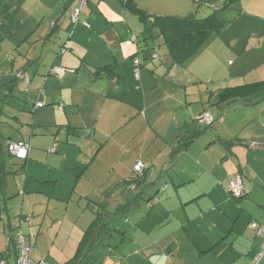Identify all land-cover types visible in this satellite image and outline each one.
<instances>
[{"label":"crops","instance_id":"obj_1","mask_svg":"<svg viewBox=\"0 0 264 264\" xmlns=\"http://www.w3.org/2000/svg\"><path fill=\"white\" fill-rule=\"evenodd\" d=\"M72 1L0 0V123L14 134L2 150L9 155L10 141L30 148L27 160L7 162L30 216L34 264L68 263L99 210L109 220L130 205L149 217L163 201L168 227L143 237L145 259L253 264L263 240L251 222L264 227V91L220 104L212 96L264 81V0L237 1L223 31L185 64L159 48V30L146 40L122 0H92L77 24L66 13ZM133 1L149 14L183 17ZM219 1L207 0L198 15ZM203 112L216 119L208 134ZM236 174L247 192L240 201L228 195ZM0 253L15 264L9 238Z\"/></svg>","mask_w":264,"mask_h":264},{"label":"trees","instance_id":"obj_2","mask_svg":"<svg viewBox=\"0 0 264 264\" xmlns=\"http://www.w3.org/2000/svg\"><path fill=\"white\" fill-rule=\"evenodd\" d=\"M77 0H73L66 9V13L73 24H77L80 22V16L85 7H87L89 0H87V5L81 9L80 16L77 22H73L71 18V8L75 4ZM240 0H224L221 7H216L214 12L206 18H198L194 15H189L187 17H177V16H159L149 14L143 10H141L138 5L133 0H122L123 4L125 5L126 9L131 11L137 15L140 21L144 25V32L143 35L148 38L146 40L154 39V31L159 30L160 37L164 40V44L167 45L170 54L173 56V61L175 64H185L193 57H195L201 49L209 42V40L218 35L223 31L226 26L225 21L219 16V13L222 11L228 10L231 5L236 3ZM137 76H139V71H136ZM264 91V81L253 84V85H245L241 87L235 88H226L221 90L218 94L213 93L212 100L217 103H227L231 100L237 101L238 99H247L249 96L263 92ZM215 99V100H214ZM37 103H41L43 107L44 104L41 101ZM37 105V104H36ZM209 113V112H203ZM201 114V115H202ZM211 114V113H210ZM212 115V114H211ZM213 116V115H212ZM200 119V118H199ZM214 122L210 126H204L200 123L201 126H204L207 130L211 128L216 119L213 117ZM200 122V120H199ZM201 132L192 136V140L194 137L198 136ZM12 142V141H10ZM9 142V143H10ZM15 142V141H13ZM17 142H25V141H17ZM26 143V142H25ZM28 144V143H27ZM3 146L0 144V223L5 224V226L11 230L9 236V243H14L16 248V259L18 257V243H17V236L21 233L26 235L31 243L33 251L35 249L36 239L33 240V236L29 235L23 228L24 221H28L30 216H27L25 213L17 215L15 220L19 221L18 225L14 228L12 226L11 218L6 217V213L8 212L7 209V202L11 197H14L15 194L9 195L8 187H9V177L16 173L13 171V168L7 162V158L12 159L13 156L10 152L9 155L3 152ZM56 150V148H53ZM30 151V150H29ZM29 157V153L26 159H18L25 161ZM143 165L142 162H139ZM138 163V164H139ZM137 166V164H136ZM136 166L134 168L135 172L141 174L144 170L141 171L136 170ZM241 179L243 183L244 195L241 198H234L230 194L229 196L236 201H240L247 196V192L245 190V179L242 174H236L230 182L235 179ZM230 185V183H229ZM229 188V187H228ZM229 192V191H228ZM22 194V193H21ZM122 207V208H121ZM119 211L126 212L129 210V206H121ZM98 214L90 226L84 231L83 236L79 242L76 254L74 257L66 264H87L91 251L94 249L96 242L99 239L101 233L107 228L108 225V217L109 213L103 211V213L99 210L97 211ZM6 214V215H5ZM6 217V218H5ZM254 222V221H252ZM251 222V223H252ZM256 222V221H255ZM17 230V235H13V231ZM30 259L34 263L31 258ZM9 259L5 257V253H0V264H8Z\"/></svg>","mask_w":264,"mask_h":264},{"label":"rangeland","instance_id":"obj_3","mask_svg":"<svg viewBox=\"0 0 264 264\" xmlns=\"http://www.w3.org/2000/svg\"><path fill=\"white\" fill-rule=\"evenodd\" d=\"M216 0H213V2ZM224 0L219 1L220 7L222 6ZM92 0H89L90 6ZM207 0H148V3L151 7H157L162 9V11L167 13H174L183 15L187 17L192 11L196 13L195 15L199 16L200 10L205 8L203 5ZM94 4H96L94 2ZM239 2L234 3L231 6V9L226 13H219V16L223 19H229V14L235 13L234 11L239 10ZM193 9V10H192ZM226 16V18H224ZM200 18H203L199 16ZM225 21V20H224ZM226 22V21H225ZM139 38L141 42H144L143 35L140 34ZM160 49H166V45L159 41ZM150 44H152L150 42ZM234 105V103H231ZM235 106V105H234ZM233 107V106H231ZM1 115V112H0ZM10 121H12L10 119ZM9 125H12L8 123ZM214 125L213 127H215ZM212 128L206 130V134L211 131ZM14 136L9 131V126H5L0 123V144L5 146V141L7 138ZM20 179V191H22V183L25 177ZM15 180L13 178L9 179V194H15L14 197H11L7 202L8 212L5 214L6 217L15 220L16 216L22 213H28L24 207V197L22 194H19L17 188H15ZM165 190V188L163 189ZM8 194V193H7ZM154 195V193L152 194ZM229 195V194H228ZM163 194H157L156 201H159ZM143 206L142 209H145ZM113 207V205H112ZM116 208V206H115ZM114 208V209H115ZM149 211V217H146L145 213H142L140 208H134L131 212L128 210L125 213H114L109 218V224L107 228L101 233L98 241L95 244L94 249L91 251L90 260L88 264H162V260L158 256L148 257L145 259L143 256L144 247L149 244L148 240H155L162 236L163 230L168 227V225L163 224V218L166 215V207L163 205H156L153 209H147ZM143 214V216H142ZM145 215V218L142 219ZM5 217V218H6ZM24 230L28 231V223L24 221L23 224ZM11 231L5 226V224L0 223V244L3 245L5 241H8ZM13 235H17V230L13 231ZM144 237V238H143ZM35 237H33V240ZM137 251V252H136ZM130 253L142 254L139 258L141 259H132L130 262L127 261L125 256H128ZM156 253V252H155ZM170 253V252H169ZM164 254V253H163ZM149 255V254H148ZM161 255V254H160ZM165 255L164 260H167V255ZM170 255H173L170 253ZM153 261V263H152ZM164 264H167L166 262Z\"/></svg>","mask_w":264,"mask_h":264},{"label":"built area","instance_id":"obj_4","mask_svg":"<svg viewBox=\"0 0 264 264\" xmlns=\"http://www.w3.org/2000/svg\"><path fill=\"white\" fill-rule=\"evenodd\" d=\"M87 5V0H77L70 10L71 18L73 22H77L81 13V9ZM55 73H61V70H55ZM21 77V74L20 76ZM37 106H42L41 103H37ZM200 123L204 126H210L213 122V116L210 113H204L200 116ZM29 145L25 142H10L8 144L9 152L18 159H26L29 153ZM143 165L137 164L136 170L141 171ZM229 194L234 198H241L244 195L243 183L241 179L235 178L230 182L228 188ZM251 228L255 231L256 235L259 236L263 242L261 247V253L257 261L253 264H259L260 258L264 255V227L258 222H252ZM18 243V257L15 264H34L30 259V254L33 251L29 238L23 233L17 236Z\"/></svg>","mask_w":264,"mask_h":264}]
</instances>
